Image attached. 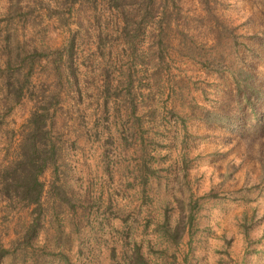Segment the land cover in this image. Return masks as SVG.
<instances>
[{"label": "trees", "instance_id": "16d2710c", "mask_svg": "<svg viewBox=\"0 0 264 264\" xmlns=\"http://www.w3.org/2000/svg\"><path fill=\"white\" fill-rule=\"evenodd\" d=\"M217 1L196 0L193 27L205 25L197 45L181 0H6L5 24L47 18L68 28L72 19L75 28L59 45L1 29L0 122L23 98L30 109L13 157L0 163L1 223L25 213L7 243L0 233V264H176L169 249L184 236L191 245L205 204L193 198L190 150L218 129L254 139L264 177V70L255 67L264 57L244 41L238 52ZM84 34L93 36L87 63L78 58ZM37 69L45 80L35 84Z\"/></svg>", "mask_w": 264, "mask_h": 264}, {"label": "rangeland", "instance_id": "374dc122", "mask_svg": "<svg viewBox=\"0 0 264 264\" xmlns=\"http://www.w3.org/2000/svg\"><path fill=\"white\" fill-rule=\"evenodd\" d=\"M6 3V0H0V33L2 28L13 31L16 27V34L21 38L31 40L34 37L49 45H59L68 35V29L75 28V24L71 22L72 19L69 20L68 28L57 27L52 19L47 18L42 21L29 19L23 28L16 22L5 24L1 17L4 16ZM181 4L185 8L182 13L185 14L184 11L187 10L190 19L188 16L185 18L188 20L190 30L193 31L194 40L199 45L204 33L203 27H205V25L193 27L194 15H198L199 6L196 0H181ZM216 7L223 22L232 27L235 26V43L238 52L241 53V41H244L250 45V49L258 47L261 57H264V0H218ZM81 14L88 13L82 12ZM82 23L87 24L84 16ZM33 24L36 26L33 27ZM243 33L245 35L251 33L254 38L241 37ZM92 40L93 36L88 39L85 35L79 43L78 58L86 63L93 60V56H90ZM226 41L222 38L225 51H228L230 46ZM203 48L206 51L207 45ZM117 51L118 49L114 52ZM243 55L251 57L247 52ZM174 57L178 60L186 59L182 53L177 56L175 54ZM257 61L261 62V65L255 66L257 72L264 70L263 59ZM184 66L185 64L181 67ZM189 66L191 68L189 72L195 73L196 67ZM31 80L35 84L45 80V70L37 69L32 74ZM29 109L30 103L23 98L2 118L0 122V163L4 164L13 157L20 123L27 116ZM80 112L88 119L90 109H82L80 106ZM75 115L73 113L72 117ZM57 123H59V117ZM67 123L71 122L68 120ZM198 132L207 135V131L201 125L198 126ZM73 135L70 133L68 137L71 138ZM247 141L250 144H247ZM256 149L257 143L254 139L243 140L222 129L212 132L211 136L192 147L190 151L193 159L188 169V179L192 189H195L193 198L197 197L205 204L196 212V230L189 239L191 245H188L187 236H184L177 246H171L169 249V252H174L177 256L176 264H264V177L261 179V171L255 158ZM83 152L88 162L91 163L90 157L93 156V152L89 144H85ZM71 153L74 155L72 165L80 170L82 162L79 159L83 157L79 149L75 148V151ZM49 177V171H46L41 179L46 183ZM97 177L95 174L94 179H91L94 187L99 185L100 180ZM203 192L218 194L223 198H220L221 200L206 199L202 197ZM24 214V212L19 214L21 216L19 221L23 220ZM19 215L18 213L10 214L2 219V223L0 220L3 243L12 239V228L18 221ZM246 228L247 234L244 235Z\"/></svg>", "mask_w": 264, "mask_h": 264}]
</instances>
